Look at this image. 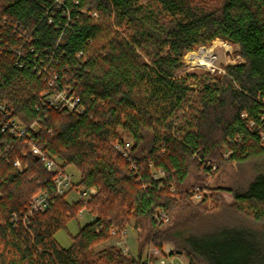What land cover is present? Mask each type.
<instances>
[{
    "label": "trees",
    "instance_id": "1",
    "mask_svg": "<svg viewBox=\"0 0 264 264\" xmlns=\"http://www.w3.org/2000/svg\"><path fill=\"white\" fill-rule=\"evenodd\" d=\"M217 38L237 44L244 62L226 74H179L187 51ZM61 91L84 111L45 103L46 92ZM1 105L0 264H141V251L96 249L132 219L147 229L146 244L172 243L189 264H264L244 228L194 235L186 227L195 209L220 200L215 188L193 202V171L264 158V0H0ZM11 118L29 134L16 136ZM124 134L127 156L116 147ZM31 142L60 170L75 166V185L96 192L86 200L58 193V170L36 159ZM231 192L227 208L264 223V164ZM38 193L46 205L28 214ZM83 208L93 221L61 246L56 232ZM157 210L172 223H159Z\"/></svg>",
    "mask_w": 264,
    "mask_h": 264
},
{
    "label": "rangeland",
    "instance_id": "2",
    "mask_svg": "<svg viewBox=\"0 0 264 264\" xmlns=\"http://www.w3.org/2000/svg\"><path fill=\"white\" fill-rule=\"evenodd\" d=\"M196 56L200 57L207 63H200V61L196 59ZM242 62H244V59L239 53V46L237 44L217 38L210 44L200 45L190 51H187L183 57V67L179 70V74L185 75L187 73H194L201 75L205 72H209L213 75L218 73L226 74V66ZM262 134L264 144V132ZM124 136L127 141H131V138L126 136V134H124ZM263 159L264 158H255L250 162L243 164L229 162L222 170L218 169V171L212 175H202L193 171L186 183V187H189L190 189L197 187L203 189L207 188L209 194L212 192V189L219 188L218 194L220 195V200L216 201L210 198L205 206H200L202 208L201 212H198V209H195L196 211L194 212V215L186 224L188 232L196 235L211 233L221 227L236 226L244 228L255 236L254 240L257 243L258 249L262 250L264 253V223L239 218L232 211V207L227 208L224 205H231L235 202L231 189L240 190L245 188L263 166ZM66 172L69 175H72L74 184L78 182L79 171L75 166H68ZM83 189L85 188L81 186L76 188L75 185L74 188L68 191L67 198L70 200L82 199L80 191ZM35 196H37V194H35L34 197ZM34 197L32 198V201ZM192 200L194 203L201 201L200 197H194ZM94 217L95 216L87 208H83L79 212V216L72 218L65 227L56 232L55 238L61 246L69 247L72 244V236L78 233L80 227L93 221ZM133 222L134 221L132 219L131 224L124 228L126 230L124 239L126 240L127 245L122 241L121 237H119L120 235H114V237L107 242L98 245L96 249L98 250L104 247L116 245L121 248L123 253L127 256L133 255L132 257H139V253L141 251V255L145 258L149 251V247L153 245L145 243L148 235L147 229H135L133 227ZM170 223H172L171 217L165 224L167 225ZM141 245L144 246L142 250ZM164 248L165 249L160 250L162 253L164 252L167 254V252L170 253L174 249V246L172 243L167 242L165 243ZM162 258L167 261L171 258L176 264H189L187 258L182 253H171V256L169 257L165 254L160 255L158 261ZM156 259L157 257H152L153 262H155Z\"/></svg>",
    "mask_w": 264,
    "mask_h": 264
},
{
    "label": "built area",
    "instance_id": "3",
    "mask_svg": "<svg viewBox=\"0 0 264 264\" xmlns=\"http://www.w3.org/2000/svg\"><path fill=\"white\" fill-rule=\"evenodd\" d=\"M53 81H50V85H53ZM45 103L57 108V107H65L68 108L69 110L73 111L75 110L78 113H81L84 111V107L80 105V99L78 97H75L74 95H69L67 92L61 91L57 93H45ZM2 109H4V106H0ZM8 126L11 128V131L18 137H25L26 135L29 134V128L24 125L19 119L17 118H11L9 120ZM131 146V141H126L124 144H116V147L121 150L122 154L124 156H127L129 153V149ZM30 150L31 152L40 158L46 168L50 171L52 170H58L57 174L55 176V183H56V189L57 192L62 194L65 192H68L70 189L74 188V179L72 175H69L66 170H60V164L61 162L55 158L54 156L48 154L45 152L39 145L36 143L31 142L30 144ZM14 165L19 167L20 170L22 169V165L20 160H15ZM217 167L214 165V169ZM163 172L159 170L156 175H161ZM76 188H78L76 186ZM192 193V198L194 197H200V200H202L206 194H208L207 188H193L190 190ZM96 192V188H85L80 191V194L82 195V199H88L91 194ZM46 200H47V195L45 193H38L37 196L34 197L31 206L29 208L28 214H32L34 211L43 209L46 205ZM155 218L158 220L159 223H166L170 220V216L168 213H166L163 210H157L155 213ZM126 230H113L112 234L113 235H120L122 241L127 245L126 240L124 239ZM165 249V248H163ZM164 253V252H163ZM158 248L155 247L154 245L149 247V251L145 258L141 255L140 261L141 264H176L173 262V259L170 258L169 261L165 259H159L160 255H166V256H171V253H164ZM133 256V255H132ZM152 257H157L156 261H152ZM137 258V257H135ZM173 258V257H172Z\"/></svg>",
    "mask_w": 264,
    "mask_h": 264
},
{
    "label": "bare ground",
    "instance_id": "4",
    "mask_svg": "<svg viewBox=\"0 0 264 264\" xmlns=\"http://www.w3.org/2000/svg\"><path fill=\"white\" fill-rule=\"evenodd\" d=\"M196 59H198V60L200 61V63H205V64L207 63V62H205L203 59H201L200 57H197V56H196ZM206 59H207V58H206Z\"/></svg>",
    "mask_w": 264,
    "mask_h": 264
},
{
    "label": "water",
    "instance_id": "5",
    "mask_svg": "<svg viewBox=\"0 0 264 264\" xmlns=\"http://www.w3.org/2000/svg\"><path fill=\"white\" fill-rule=\"evenodd\" d=\"M36 159H38V157L36 156ZM177 253H179V254H181L182 253V251L181 250H177L176 251Z\"/></svg>",
    "mask_w": 264,
    "mask_h": 264
}]
</instances>
